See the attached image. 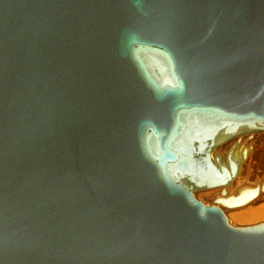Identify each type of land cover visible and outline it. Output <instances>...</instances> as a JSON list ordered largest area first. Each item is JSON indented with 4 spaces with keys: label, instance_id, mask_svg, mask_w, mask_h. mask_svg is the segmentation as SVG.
<instances>
[{
    "label": "water",
    "instance_id": "obj_1",
    "mask_svg": "<svg viewBox=\"0 0 264 264\" xmlns=\"http://www.w3.org/2000/svg\"><path fill=\"white\" fill-rule=\"evenodd\" d=\"M0 264H264V0H0Z\"/></svg>",
    "mask_w": 264,
    "mask_h": 264
}]
</instances>
